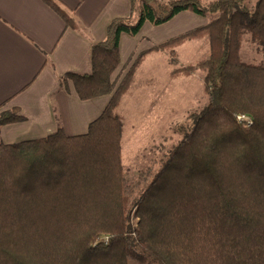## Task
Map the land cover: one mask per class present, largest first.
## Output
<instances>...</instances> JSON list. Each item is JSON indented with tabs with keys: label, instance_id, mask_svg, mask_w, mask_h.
<instances>
[{
	"label": "trees",
	"instance_id": "1",
	"mask_svg": "<svg viewBox=\"0 0 264 264\" xmlns=\"http://www.w3.org/2000/svg\"><path fill=\"white\" fill-rule=\"evenodd\" d=\"M42 1L78 29L54 0ZM184 11L212 19L139 53L115 84L120 35ZM244 35L264 55V0H130L128 17L111 20L92 46L90 73L63 77L80 100L110 95L86 133L0 142V264H264V64L241 60ZM202 38L208 56L169 77L200 71L206 104L130 201L115 111L147 55L173 59ZM23 119L14 109L0 126Z\"/></svg>",
	"mask_w": 264,
	"mask_h": 264
},
{
	"label": "crops",
	"instance_id": "2",
	"mask_svg": "<svg viewBox=\"0 0 264 264\" xmlns=\"http://www.w3.org/2000/svg\"><path fill=\"white\" fill-rule=\"evenodd\" d=\"M54 1L78 29L66 26L42 0H0V114L17 109L24 117L0 126V142L4 144L40 139L59 129L67 136L84 134L110 99V95H103L80 100L63 77L66 73H90L92 46L104 40L111 20L128 17L130 0ZM208 21L207 16L184 11L161 25L144 23L136 35L121 34L120 64L112 81L122 79L139 53ZM158 52L147 55L141 63L118 109L125 99L143 89L141 79L146 69L151 83Z\"/></svg>",
	"mask_w": 264,
	"mask_h": 264
},
{
	"label": "rangeland",
	"instance_id": "3",
	"mask_svg": "<svg viewBox=\"0 0 264 264\" xmlns=\"http://www.w3.org/2000/svg\"><path fill=\"white\" fill-rule=\"evenodd\" d=\"M207 19L210 21L212 17L207 16ZM174 52L173 59L167 51L158 52L155 55V77L151 83L148 84L150 74L146 69L141 79L143 89L125 99L115 111L122 119L121 162L130 201L137 198L159 170L160 162L167 160L169 152L181 139L177 128L188 122L190 113L199 111L206 104L200 71L190 77L175 79L170 78L169 73L174 68L193 65L206 58L209 54L208 41L205 38L187 41L176 47ZM240 58L244 62L264 64L263 53L248 35H244ZM168 69L171 71L168 72ZM129 264L142 263L131 259Z\"/></svg>",
	"mask_w": 264,
	"mask_h": 264
},
{
	"label": "built area",
	"instance_id": "4",
	"mask_svg": "<svg viewBox=\"0 0 264 264\" xmlns=\"http://www.w3.org/2000/svg\"><path fill=\"white\" fill-rule=\"evenodd\" d=\"M236 119L239 123H243L245 126H249L252 123V120L249 117L244 116V115L237 116ZM101 240H104L106 242L107 236H103Z\"/></svg>",
	"mask_w": 264,
	"mask_h": 264
}]
</instances>
